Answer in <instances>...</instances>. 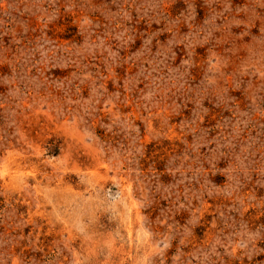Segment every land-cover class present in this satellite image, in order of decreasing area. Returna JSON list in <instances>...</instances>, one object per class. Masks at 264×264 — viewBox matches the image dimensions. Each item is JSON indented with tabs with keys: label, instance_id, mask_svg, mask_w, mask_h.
I'll return each instance as SVG.
<instances>
[{
	"label": "rangeland",
	"instance_id": "374dc122",
	"mask_svg": "<svg viewBox=\"0 0 264 264\" xmlns=\"http://www.w3.org/2000/svg\"><path fill=\"white\" fill-rule=\"evenodd\" d=\"M0 264H264V0H0Z\"/></svg>",
	"mask_w": 264,
	"mask_h": 264
}]
</instances>
